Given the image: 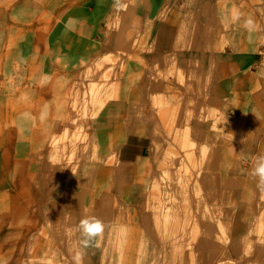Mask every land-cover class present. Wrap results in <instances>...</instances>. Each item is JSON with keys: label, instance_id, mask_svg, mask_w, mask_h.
Masks as SVG:
<instances>
[{"label": "rangeland", "instance_id": "rangeland-1", "mask_svg": "<svg viewBox=\"0 0 264 264\" xmlns=\"http://www.w3.org/2000/svg\"><path fill=\"white\" fill-rule=\"evenodd\" d=\"M122 3L0 0V264H72L84 216L108 225L84 264H264V0H183L167 53L152 0ZM130 134L148 148L125 172Z\"/></svg>", "mask_w": 264, "mask_h": 264}, {"label": "crops", "instance_id": "crops-1", "mask_svg": "<svg viewBox=\"0 0 264 264\" xmlns=\"http://www.w3.org/2000/svg\"><path fill=\"white\" fill-rule=\"evenodd\" d=\"M166 1V12H164L162 15L159 14V9H157V6L160 5V3H165ZM183 0H152L153 2V8L149 12L144 13V17H155V16H162L165 19L162 22L163 28H166V47L162 46L159 47L158 50L162 49L163 51L171 52L177 48V43L174 41V36L176 33V19L181 18L185 14V10L181 8V2ZM197 1V0H196ZM200 1H206L210 3H219L220 0H200ZM229 1V0H227ZM252 0H243V2H249L251 3ZM257 14L259 13V16H261L262 23H264V9L260 11L256 10ZM261 12V13H260ZM244 34L246 31H243ZM242 40H245L244 37H242ZM198 48V47H195ZM227 57L223 56L219 58V63L222 67L230 66V67H239L242 69L247 68L246 66L249 65L251 62L248 55L242 54H236L233 51H225ZM253 59V57H251ZM254 61V59H253ZM253 64V62L251 63ZM256 62H254V65ZM258 65V64H257ZM217 77L222 78L221 80L223 82H226L229 80V76L233 77V73H228L226 71H222L221 73L216 74ZM246 76L248 79H246ZM252 76L249 73H246L244 75V81L250 82ZM223 82H221V90L223 91ZM218 88V87H217ZM262 109V110H261ZM260 110L264 112V106H260ZM148 148V144L146 142V138L144 136H141L139 134H130L126 136V138L120 143L116 159L122 164L123 169L125 172H128L129 170L136 169V165L140 163H144V158L146 155L144 154V151Z\"/></svg>", "mask_w": 264, "mask_h": 264}, {"label": "clouds", "instance_id": "clouds-1", "mask_svg": "<svg viewBox=\"0 0 264 264\" xmlns=\"http://www.w3.org/2000/svg\"><path fill=\"white\" fill-rule=\"evenodd\" d=\"M123 6L122 0H114V8L119 10ZM225 21L232 25H238L247 32L249 43L254 42V34L258 31V25L251 15L245 17L239 8H235L225 17ZM71 23L70 20L69 24ZM46 117L47 111L44 110L40 119L43 121ZM21 118H29V114L23 113ZM249 175L256 180L257 189L264 194V154L252 158V168ZM107 227L108 225L96 216H84L78 221L75 225V231L78 234L79 241L78 248L72 255V264H84L88 250L100 247L101 239Z\"/></svg>", "mask_w": 264, "mask_h": 264}]
</instances>
